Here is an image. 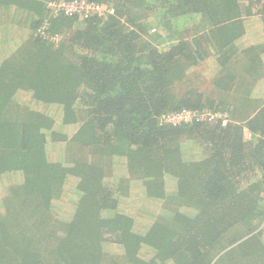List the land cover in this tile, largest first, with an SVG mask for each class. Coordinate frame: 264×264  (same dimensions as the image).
<instances>
[{
  "label": "trees",
  "instance_id": "trees-1",
  "mask_svg": "<svg viewBox=\"0 0 264 264\" xmlns=\"http://www.w3.org/2000/svg\"><path fill=\"white\" fill-rule=\"evenodd\" d=\"M47 1L0 0V264H264V0Z\"/></svg>",
  "mask_w": 264,
  "mask_h": 264
},
{
  "label": "built area",
  "instance_id": "built-area-1",
  "mask_svg": "<svg viewBox=\"0 0 264 264\" xmlns=\"http://www.w3.org/2000/svg\"><path fill=\"white\" fill-rule=\"evenodd\" d=\"M47 7L50 9L52 14H57L61 11L67 14L77 13L81 16H88L90 14L97 13L98 15H102L104 13H113V9L107 7L101 3H94L87 0H55V1H47ZM45 26V24H44ZM42 25L39 30L40 33L43 34ZM56 40V37H54ZM205 115H209V119H220L222 124H225L228 121V114L227 112H210V111H203L200 114H197L195 111L191 110H182L176 113H169L165 116H162V120L169 123H180L182 121L188 122L193 118L203 119ZM262 197L264 200V191L262 193Z\"/></svg>",
  "mask_w": 264,
  "mask_h": 264
},
{
  "label": "rangeland",
  "instance_id": "rangeland-1",
  "mask_svg": "<svg viewBox=\"0 0 264 264\" xmlns=\"http://www.w3.org/2000/svg\"><path fill=\"white\" fill-rule=\"evenodd\" d=\"M203 67H205L204 69H205V71H207V69H208L207 63ZM204 69L203 68H200V70L196 72L197 74L198 73H201V74H198V77L195 80L197 82V83L195 82V85L199 88L200 91L206 90V81L202 78L203 75H204ZM194 79H195V75H194ZM130 206L133 207L132 205H130ZM263 221L264 220H262V222H260V226L258 227V229H260V227L264 226V222Z\"/></svg>",
  "mask_w": 264,
  "mask_h": 264
},
{
  "label": "crops",
  "instance_id": "crops-1",
  "mask_svg": "<svg viewBox=\"0 0 264 264\" xmlns=\"http://www.w3.org/2000/svg\"><path fill=\"white\" fill-rule=\"evenodd\" d=\"M252 19H253V21L256 23L257 22V18L256 17H252ZM260 80V79H259ZM258 80V81H259ZM264 80V79H263ZM258 81H257V83H258ZM260 89H261V87L259 86V88L257 87L256 88V86H254V89H253V93H254V95L252 96V98L251 99H256L257 97H261V95H260ZM255 97V98H254ZM244 135H245V138H250V134H249V132L248 131H246L245 130V133H244Z\"/></svg>",
  "mask_w": 264,
  "mask_h": 264
}]
</instances>
